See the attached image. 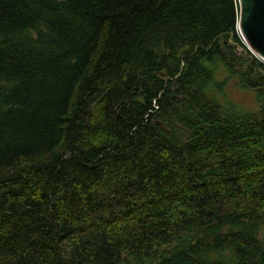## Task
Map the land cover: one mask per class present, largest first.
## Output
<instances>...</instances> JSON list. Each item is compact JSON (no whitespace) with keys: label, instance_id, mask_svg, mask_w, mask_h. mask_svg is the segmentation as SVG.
Masks as SVG:
<instances>
[{"label":"trees","instance_id":"1","mask_svg":"<svg viewBox=\"0 0 264 264\" xmlns=\"http://www.w3.org/2000/svg\"><path fill=\"white\" fill-rule=\"evenodd\" d=\"M238 0H0V264H264V62ZM236 76L257 112L221 103Z\"/></svg>","mask_w":264,"mask_h":264},{"label":"water","instance_id":"2","mask_svg":"<svg viewBox=\"0 0 264 264\" xmlns=\"http://www.w3.org/2000/svg\"><path fill=\"white\" fill-rule=\"evenodd\" d=\"M238 27L249 49L264 61V0H238Z\"/></svg>","mask_w":264,"mask_h":264},{"label":"rangeland","instance_id":"3","mask_svg":"<svg viewBox=\"0 0 264 264\" xmlns=\"http://www.w3.org/2000/svg\"><path fill=\"white\" fill-rule=\"evenodd\" d=\"M241 35V34H240ZM242 38V36H241ZM244 44H248L243 40ZM217 89L212 92L215 99L219 100L221 103L230 101L236 104L245 112L253 113L257 112L260 107L257 93L255 91L248 90L236 76L229 78L225 71H219L216 74Z\"/></svg>","mask_w":264,"mask_h":264},{"label":"clouds","instance_id":"4","mask_svg":"<svg viewBox=\"0 0 264 264\" xmlns=\"http://www.w3.org/2000/svg\"><path fill=\"white\" fill-rule=\"evenodd\" d=\"M246 47H247V49H248L249 51H251L252 54H254L259 60H261L262 62H264L261 58L258 57V55H257L255 52H253L252 50L249 49V46H246Z\"/></svg>","mask_w":264,"mask_h":264}]
</instances>
